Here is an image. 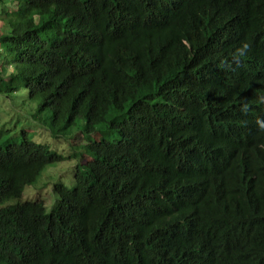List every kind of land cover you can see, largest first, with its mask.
Masks as SVG:
<instances>
[{
	"label": "trees",
	"instance_id": "1",
	"mask_svg": "<svg viewBox=\"0 0 264 264\" xmlns=\"http://www.w3.org/2000/svg\"><path fill=\"white\" fill-rule=\"evenodd\" d=\"M0 21V97L100 135L65 156L0 129V264H264V0H0ZM83 155L50 212L4 206Z\"/></svg>",
	"mask_w": 264,
	"mask_h": 264
},
{
	"label": "rangeland",
	"instance_id": "2",
	"mask_svg": "<svg viewBox=\"0 0 264 264\" xmlns=\"http://www.w3.org/2000/svg\"><path fill=\"white\" fill-rule=\"evenodd\" d=\"M1 24L0 21V25ZM22 106L23 103L21 98L14 101L0 97V129L9 130L11 132L9 136L10 139L7 141L21 140L18 134L24 129L30 134L37 131L38 137L34 136L33 140L46 144L51 150L67 156L71 153L70 149H72L69 143L80 150L81 146L87 143L86 141L100 140V135L98 133L83 139V135L79 133L80 131L77 128L62 140H57L51 137L45 129H40V125L31 117V113H23ZM66 138L69 140L67 141ZM89 160L90 158L87 155H83L80 160H67L49 164L41 173L37 182L25 188L20 199L10 200L6 202L4 206H10L17 202L43 200L47 212H50L58 202V195L53 191L54 186L57 184H64L67 187H72L76 165L80 162L86 163Z\"/></svg>",
	"mask_w": 264,
	"mask_h": 264
},
{
	"label": "bare ground",
	"instance_id": "3",
	"mask_svg": "<svg viewBox=\"0 0 264 264\" xmlns=\"http://www.w3.org/2000/svg\"><path fill=\"white\" fill-rule=\"evenodd\" d=\"M249 247V246H248Z\"/></svg>",
	"mask_w": 264,
	"mask_h": 264
}]
</instances>
